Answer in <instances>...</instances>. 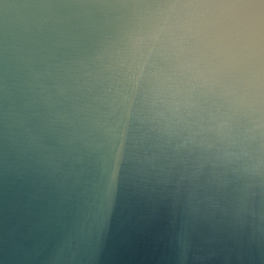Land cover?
Listing matches in <instances>:
<instances>
[{
	"label": "clouds",
	"instance_id": "1",
	"mask_svg": "<svg viewBox=\"0 0 264 264\" xmlns=\"http://www.w3.org/2000/svg\"><path fill=\"white\" fill-rule=\"evenodd\" d=\"M0 37V130L25 177L67 186L115 160L183 216L182 264L205 225L264 244V0L4 4Z\"/></svg>",
	"mask_w": 264,
	"mask_h": 264
},
{
	"label": "water",
	"instance_id": "2",
	"mask_svg": "<svg viewBox=\"0 0 264 264\" xmlns=\"http://www.w3.org/2000/svg\"><path fill=\"white\" fill-rule=\"evenodd\" d=\"M47 2L54 0H0V32L4 4ZM183 227L171 201L142 191L115 160L107 173L73 175L67 186L25 177L5 156L0 130V264H182ZM252 231L205 225L185 264H264V244ZM198 254L205 260L191 259Z\"/></svg>",
	"mask_w": 264,
	"mask_h": 264
}]
</instances>
